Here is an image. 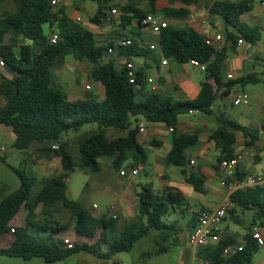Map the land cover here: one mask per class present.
Segmentation results:
<instances>
[{
    "label": "trees",
    "instance_id": "1",
    "mask_svg": "<svg viewBox=\"0 0 264 264\" xmlns=\"http://www.w3.org/2000/svg\"><path fill=\"white\" fill-rule=\"evenodd\" d=\"M6 1L0 0V9ZM52 1L55 0H13L14 10L3 9L0 13V58L13 71L11 77L0 74V95L6 101L0 108V126L11 129L15 136L13 145L17 149L28 150L35 144L49 142L57 149L44 148V155H53L60 160L59 173L42 181L15 171L20 179V188L0 197V238L12 236L9 246L0 248V256L22 260L39 258L46 264L61 263L79 253L111 260L116 254L130 252L137 241L150 236L153 231L156 233L153 237L155 247L144 251L142 257L167 254L171 247L177 245L181 230L166 224L163 219L185 206L183 195L176 189L168 187L157 193L150 184L144 185L136 194L138 214L135 220L119 227L117 217L95 216L78 201L70 199L65 180L76 168L85 174L100 173L101 158H109L111 167L119 172L125 164L131 169L144 165L147 156L137 141L138 120L143 119L172 130V145L165 157L166 165L178 168L186 183L192 185L195 191L203 192V178L188 171L184 156L186 148L195 144L197 138L176 134L174 130L180 116L194 111L209 115L216 98L228 95L234 83H220L221 68L234 49L232 43L238 36L229 32L227 27L249 43L259 40V30L241 21L242 16L252 9L253 0L215 1L209 7V11L225 23V45L221 48L209 45L204 36L192 28L168 26L160 29L158 48L163 58L180 65L196 61L204 66L205 79L200 84L198 95L182 101L149 90L146 79L148 67L134 69L129 62L133 57L152 56L154 49L139 44L134 38L127 39L130 42L127 46L118 45L119 41L97 45L92 32L74 22L62 9H57ZM78 1L98 4L89 22L100 24L108 0ZM150 2L153 7L154 0ZM143 17L145 14L141 11L128 8L123 10L121 20L128 26L132 20L139 22ZM6 35H10L12 41L21 39L26 43L14 50L4 43ZM52 35L57 36L54 44L50 43ZM109 49L125 58V63L116 65L113 61H103ZM66 56L91 65L93 81L100 82L105 88L104 100L70 101L54 84L52 70ZM129 73H132V78ZM251 78L248 76L240 82ZM210 79L218 85L216 91L208 82ZM220 88L223 91L218 95ZM216 119L218 126L211 140L219 152L217 164L234 157L236 132L246 137L248 146L259 139L257 130L240 126L224 115H218ZM88 124H96L97 131L77 140L79 160L75 162L62 136L67 132H78ZM108 131L119 134L112 137L107 134ZM261 132L264 135V120ZM38 185L39 189L34 193L33 189ZM256 193L264 197V189L260 187L236 191L231 196L232 203L243 206L247 201L264 212V201L260 203L254 198L248 199ZM243 196L247 198L242 199ZM59 205L69 213V222L60 223L54 219L53 214ZM21 210L26 211L24 223L23 226H16L12 220ZM69 228L75 235L71 248L55 239V235L66 233ZM90 239L93 241L88 242ZM249 239L240 251L229 255L223 254L228 243L219 240L216 244L198 248L196 259L203 264H248L259 246L253 235Z\"/></svg>",
    "mask_w": 264,
    "mask_h": 264
},
{
    "label": "crops",
    "instance_id": "2",
    "mask_svg": "<svg viewBox=\"0 0 264 264\" xmlns=\"http://www.w3.org/2000/svg\"><path fill=\"white\" fill-rule=\"evenodd\" d=\"M56 1L58 4V0ZM215 1L235 2L237 0H154L153 7L150 0H108L103 10L100 24L89 22L88 30L93 33L97 45L104 46L109 42L130 39L131 37L125 34L127 27L140 28L142 32L138 35V39L135 40L139 44L148 45L149 47L154 46V53L146 58L144 56L131 58L129 62L133 64V68L148 67L146 79L149 90L159 91L174 100H190L196 98L200 90V84L205 79L198 72L205 73V71L198 67H193L190 63L180 65L170 59L163 58L158 48V33L152 31L150 27L141 26L136 19L126 26L127 24L124 25L121 20V15L123 10L132 8L141 11L145 16L152 15L165 27L192 28L203 35L212 47L221 48L225 45L224 31L226 29L222 18L212 14L209 22L210 30L207 35L203 34L201 27V18L209 11V7ZM84 2L75 1L78 5L84 4ZM260 2L261 0H253L252 9L241 18L244 25L259 30L258 41L254 44L249 43L230 27H227L229 32L238 36L232 43L234 49L228 54L221 68L220 83L222 85L228 82L234 83L228 95L216 98L211 107L212 113L209 115L201 116L205 114L194 111L180 116L174 130L176 134H189L197 138L195 144L186 148L184 156L188 171L194 176L203 178V192L195 191L192 185L186 183L178 168L179 175L175 172L173 173L170 166L166 165L165 157L172 145V130L163 124H151L139 119L138 126L143 125L144 130L138 132L137 141L153 157V171L158 182L134 183L132 180L128 184H124V186L121 185L117 190L116 200L111 205L114 207L111 216L117 217L119 222L129 223L131 220H135L138 214L136 194L144 185L150 184L157 193L168 187L180 192L184 197L185 206L168 216L172 220H166V224H172L175 229L181 230L177 245L174 246L178 247L177 264H203L196 259L197 249L188 247V235L196 225V213L201 210L215 209L219 202L228 195L223 172L216 161L219 152L215 149L211 140L212 133L218 126L216 116L224 115L240 126L258 131L259 139L249 146L246 145V137L241 132H236L233 154L241 156L237 169L240 177L264 174V135L261 132L264 120V5H261ZM75 3L72 5L78 6ZM112 10L115 13H112ZM69 17L72 20L75 17H79L78 11H74ZM216 35H221L223 40L216 41ZM240 40L242 43H239ZM103 61H113L116 65H122L125 63V58L117 56L116 52H114L109 55L106 54ZM61 65L64 66V61H62ZM188 65L194 68L193 71L188 69ZM5 66L3 65V67ZM90 72L91 68L85 74V79L91 77ZM12 75L13 71L9 67L8 72L4 76L11 77ZM228 75H232V78L228 79ZM248 76H252L251 80L240 82ZM208 82L215 91L218 89L214 79H210ZM84 88L85 91L83 93H73L72 95L64 93L70 101L79 99L102 101L105 99V88L100 82L93 81V85L84 82ZM222 91L223 88H220L217 94L220 95ZM238 94H246L248 103L235 105L234 101ZM0 97L3 98L1 95ZM0 129L11 131L9 127L5 126H0ZM52 146L49 142H44L40 145L42 149ZM49 159H51V156H47V160ZM54 160L60 166L59 158L56 157ZM99 160H101L99 162L101 170L103 166L105 168L111 167L109 158H101ZM147 161L148 157L146 158ZM146 162L142 165V170L135 176H138L141 172L148 174ZM121 169L131 168L128 164H125ZM41 172L51 174L50 177L56 175H54V171L49 165L44 167ZM135 176L128 173L126 176L120 177L133 179ZM260 188L264 189V187ZM246 198L243 196L242 199ZM250 198H254L260 203L264 201V197L257 193L256 195L248 196V199ZM21 225L23 226V224ZM16 226L19 225L16 224ZM255 230L259 233L262 244L258 243V250L253 254L251 262L248 264H264V212L259 206L249 204L247 201L243 206L233 205L219 227V237L220 240L228 243L229 254H232L249 243V237L253 235ZM65 235L66 233L57 234L55 239L59 242H62L63 239H68L71 242L69 238H65Z\"/></svg>",
    "mask_w": 264,
    "mask_h": 264
},
{
    "label": "rangeland",
    "instance_id": "3",
    "mask_svg": "<svg viewBox=\"0 0 264 264\" xmlns=\"http://www.w3.org/2000/svg\"><path fill=\"white\" fill-rule=\"evenodd\" d=\"M76 0H58V4L54 5L57 9H62L67 16L73 14L74 11H78V16L82 19L80 23L84 28H89V18L92 17L97 11L98 4L91 1H85L84 4L78 5ZM75 3L78 6H73ZM3 9L13 11V0H7L0 9V13ZM45 30L47 28L45 27ZM142 30L138 27L129 26L125 29V34L131 38L138 39V35ZM4 43L11 45L14 50L16 46L25 44L23 40L12 41L10 35L4 37ZM109 55V53H107ZM2 59L0 58V61ZM64 61V66H62ZM190 71H193V67L187 66ZM91 65L84 61L78 62L70 56H66L61 59L58 64L53 68L54 84L61 87L62 91L66 94L72 95L73 93H83L85 90L84 82L89 85H93L92 77L85 79V74L89 72ZM9 66H0V74L6 75ZM199 75L204 78V72H198ZM78 79V81H77ZM6 101L0 97V107L5 105ZM206 116V115H201ZM142 120V119H141ZM97 131L96 124L84 125L78 132H67L62 136V140L68 143V147L71 156L75 162L79 160V152L77 147V140L83 136L91 134ZM109 136H117L119 133L115 131H108ZM15 136L11 131L0 129V197L1 195L7 196L20 188V179L15 171L23 172L28 177H34L38 181L49 178L51 174L41 172L46 166H51L54 175L59 173L60 166L57 164L56 157L53 155H44L40 145H33L28 150H20L14 147ZM148 157L146 162V168L148 174L141 172L133 179L126 177H120L119 171L114 170L111 167H102V170L98 174H85L79 168H76L70 173L65 180L67 187V195L70 199L78 201L87 209L91 210L95 216L111 215L112 210L110 206L114 204L116 200L117 190L121 185L128 184L133 180L134 183H144L146 181H152L157 183L158 180L154 174V160L150 152L144 149ZM47 156H51V159L47 160ZM264 159V157H263ZM101 162V160H99ZM152 163V164H151ZM33 169V170H32ZM171 171L179 175L178 169L174 166H170ZM172 173V172H171ZM39 189V185L34 187L35 193ZM57 212L53 214L56 221L60 223L69 222V213L63 209L60 205L56 208ZM26 211L21 210L12 220L14 224L19 226L24 223ZM19 219V220H18ZM172 220L171 217L163 219ZM132 222V220H131ZM124 221L119 222V227H122ZM154 233L151 232L150 236L140 239L134 244L132 250L128 253H120L113 256L111 260H101L90 254L79 253L74 254L67 258L64 264H113L117 262L119 264H177L178 247H171L169 253L152 257L143 258L142 253L155 247ZM65 238H69L72 243L75 241V236L71 228L66 231ZM12 241V236L4 235L0 238V247L9 246ZM93 240H88L92 242ZM105 250L106 248L103 247ZM0 264H46L43 259L34 258L31 260H22L20 258H9L6 256H0ZM58 264V263H57Z\"/></svg>",
    "mask_w": 264,
    "mask_h": 264
},
{
    "label": "built area",
    "instance_id": "4",
    "mask_svg": "<svg viewBox=\"0 0 264 264\" xmlns=\"http://www.w3.org/2000/svg\"><path fill=\"white\" fill-rule=\"evenodd\" d=\"M242 1V0H237ZM52 5H56L57 1H52ZM261 5H264V0H261ZM112 13H115L114 10H112ZM212 16V13L210 11H207L203 17L201 18V27L203 29V34L207 35L210 30V17ZM74 22L81 23L82 19L80 17H75ZM140 25L143 27H150L152 31L155 33H159L161 28H165V25H162L156 18H154L152 15H146L139 21ZM216 41H222L223 37L221 35L215 36ZM57 41V36L52 35L50 37V43L54 44ZM208 43V42H207ZM239 43H242L240 40ZM130 42L127 39H124L122 41L118 42V45L121 46H127ZM209 44V43H208ZM210 45V44H209ZM151 49H154V46H150ZM107 53L112 54L114 51L112 49H109ZM190 64L193 67H198L201 70H204V66L198 64L196 61H191ZM2 60L0 61V66H3ZM128 68H131V65L127 66ZM130 78H132V73H129ZM232 75H228V79H231ZM130 82L132 83L133 80L130 79ZM247 104L248 103V96L246 94H238L234 104ZM143 125H139V131H143ZM52 149H57L56 146H52ZM241 159L240 155H234L231 159H224L218 163L219 168L222 170L225 181H226V189L228 191V195L224 197L218 204V206L213 210H201L196 213V225L193 228V230L189 233L187 238V245L191 249H198L201 247H206L209 245L216 244L219 240V227L225 217L227 216L228 212L232 209L233 203L231 200L232 194H234L236 191L245 189V188H257V187H264V174L260 176H248V177H240L238 173V165L239 161ZM142 170V166L138 165L136 168L133 169H122L119 172L120 176H126L128 173L132 176L137 175ZM110 210H114V207L111 206ZM115 217V216H114ZM253 237L257 239L259 244H262V239L257 232V230L254 231ZM62 243L67 247L71 248L72 243L68 239H63ZM241 248L238 249L240 251ZM224 255H229V248H225Z\"/></svg>",
    "mask_w": 264,
    "mask_h": 264
}]
</instances>
